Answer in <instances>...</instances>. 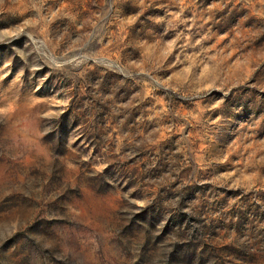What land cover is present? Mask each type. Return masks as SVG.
I'll return each mask as SVG.
<instances>
[{
  "label": "rangeland",
  "instance_id": "obj_1",
  "mask_svg": "<svg viewBox=\"0 0 264 264\" xmlns=\"http://www.w3.org/2000/svg\"><path fill=\"white\" fill-rule=\"evenodd\" d=\"M0 264H264V0H0Z\"/></svg>",
  "mask_w": 264,
  "mask_h": 264
}]
</instances>
